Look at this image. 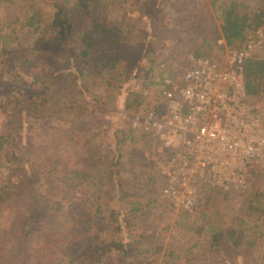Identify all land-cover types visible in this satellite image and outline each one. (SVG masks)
<instances>
[{
	"label": "rangeland",
	"instance_id": "374dc122",
	"mask_svg": "<svg viewBox=\"0 0 264 264\" xmlns=\"http://www.w3.org/2000/svg\"><path fill=\"white\" fill-rule=\"evenodd\" d=\"M55 1L68 6L75 2L0 0V135L8 132L5 104H15L13 99L20 100L23 102V117L19 135L13 139L9 151L8 157L11 158L6 163L26 164L33 193L43 202L42 208L35 213L39 212L40 217L45 219L47 206L57 199L70 204L65 207L63 203V218L69 216L68 211L73 206H78L76 210L80 213L83 207L93 203H96L94 207L98 204L102 206L101 217L97 218L94 230L104 242H99L94 259L85 264H167L165 251L169 244L174 246L178 255L174 261L177 264H264V174L261 165H256L249 172V186L245 192L227 193L209 186L201 187L197 212L186 214L174 210L160 197L163 179L157 177V180L156 176L159 162L165 159L162 145L138 135L132 138L126 133L129 121L127 111L155 105L153 96H148L139 106L132 102L140 93L153 91L149 86L152 67L157 71L160 62L165 60L170 65L169 69L174 71L179 69V65L187 63L189 55L196 54L195 49L213 51L211 47L206 50L203 46L207 41L213 44L216 30H219L217 12L211 1L91 0L92 9L101 12L107 28L121 25L124 21L121 33L125 42L136 44L146 32L145 46L150 51L147 53L145 50L137 63L123 59L121 65L124 70L110 71L89 66L90 72L81 76L80 92H67L62 100L53 98L52 93L61 90L62 95L64 86H70L68 78L78 73L76 64L72 62L66 66L58 54H43L34 47L35 38L49 19ZM245 1L253 3V0ZM156 9L163 11V18L172 27V30H163L165 32L160 39V28L154 34L151 27ZM196 16L201 21L196 24L199 27L189 29L194 24L190 18ZM197 32L200 37L195 42L187 40V36ZM218 52L214 51L212 55ZM36 63H45L51 74V87L47 90L38 87L34 75L30 74L31 66ZM128 100L132 107H128ZM255 104L264 116V91ZM74 120L82 133L94 135L89 149L94 148L98 152L96 156H100L96 166L85 169H94L90 178L80 180L75 186L64 179L61 171L55 169L49 160L39 158L38 163L32 159L26 161L29 155L40 154L44 150L53 151L45 143L56 144L55 141L61 137L57 134L74 126ZM123 132L126 133V140L119 142L124 137ZM118 157L122 161L120 167L115 164ZM110 170L118 173L114 180L108 182L106 177ZM8 173V168L0 161V187L10 186ZM96 175L97 178L92 177ZM16 180L17 177H13V181ZM17 202L15 197L0 216V263L7 261L15 264L18 261L22 233L16 219ZM111 210L116 211L122 223L121 234H114L115 231L110 228L116 224ZM128 219L132 221L128 222ZM179 220L181 224L177 223ZM101 221L105 225H101ZM101 226H108L110 231L104 229L106 231L100 233L98 229ZM212 228H234L237 237L232 236L229 242L216 243L213 247L210 237ZM152 232L159 240L148 239ZM156 244L162 245V250L150 247ZM146 249L149 251L146 252ZM67 252L63 244L61 256L53 252L47 256L52 255L51 259H35L31 264H69ZM129 254L131 258H128Z\"/></svg>",
	"mask_w": 264,
	"mask_h": 264
},
{
	"label": "trees",
	"instance_id": "16d2710c",
	"mask_svg": "<svg viewBox=\"0 0 264 264\" xmlns=\"http://www.w3.org/2000/svg\"><path fill=\"white\" fill-rule=\"evenodd\" d=\"M210 1L214 10L217 12L219 30H216L217 32L213 38V44L207 41L203 46L206 47V50L211 47L213 51L200 52L198 49H195V53L197 55L212 56L216 60H220L224 57L225 46L219 44L218 40L224 38L226 46L230 48L241 47L249 35L264 22V0H253V3H249L245 0ZM91 2V0H75L72 6H68L61 1L53 2L49 19H47L40 34L35 38L34 47L40 53L45 54L49 52L51 54H58L61 59H64L63 63L66 66H69L72 62L77 66V75L74 76L72 74V77L68 78L71 87L68 86V84L67 86L65 85L62 95L61 90L52 93V97L57 100L64 97V94L66 96L67 92H80V82L83 81L81 76L87 75L90 72L88 70L89 66L95 67V69L100 67L110 71H119V69L124 68L121 65L123 59L133 60L137 63L145 50L147 53L150 51V48L145 46L146 32L142 33L136 44L125 42L121 33L125 25L124 21L121 25L107 28L103 22L104 17L101 15V12L95 9L93 10ZM163 15V11L160 9H156L154 15H152V17H154L151 23L152 32L157 34L158 28H160L159 39L165 31L172 28H170V22H167L165 20L166 18H163ZM190 20L191 23L194 24L191 25L189 29H196L199 27H196V24L201 22L199 16L190 18ZM207 21L210 20L207 19ZM181 24L183 25V23ZM163 30L165 31L163 32ZM199 34L200 33L197 32L196 34L189 35L187 36V40L192 42L194 40L196 41V38L198 36L200 37ZM154 38H156V35ZM199 39L200 38H198V40ZM72 43H76V45L71 46ZM214 51L219 52L212 55ZM151 63H153V61ZM172 65L175 64L172 63ZM185 65H179V69L174 71L169 69V63L167 64V70H163L159 66V69L156 71V69L154 70L152 67L153 74L149 86L153 88V91L147 94L140 93L138 98L136 97L137 99L135 98L132 102H135L139 106L144 99H148V96H153V103L155 106L161 103L163 104L164 100L160 96V83L157 78L159 76H165L166 74H180ZM68 73L69 72L66 74ZM30 74L34 75L35 83L38 87H41L43 90H47L51 87L52 81L50 82L49 78L52 80V77L45 63H36L32 65ZM69 75L70 74H68V76ZM244 76L248 89L249 101L256 106L255 103L257 102V98H259L264 91V49L258 53L256 58L250 59L247 62ZM13 100L15 104H5L7 107L5 108V113L8 118V132L0 135V161L1 165L7 167L9 170L7 179L8 185H10H5V187L8 186L7 188H4V185L0 187V216L3 210L12 203L15 197H17L18 202L15 205L16 219L21 228L22 238L19 242L18 261H15V264H25L27 262L31 264L35 259H51L52 255L49 257L47 256L53 252L61 256L63 253V244L68 250V254L66 255L69 257V264H85L93 258L94 253L99 249V242H104L101 235L94 230L97 218L99 216L101 217L100 213L102 211V206L98 204L97 207H94L96 203H93L92 206L94 210L92 206H87L86 208H82L83 210L81 213L76 210L78 206H73L71 211H68L69 216L63 218L64 204L65 207L70 204L57 199L53 204L47 206V217L45 219L40 217L39 212L35 213V210L42 208L43 202L33 193L30 181L31 178L26 164H14L12 162V164L8 165L6 163V160L11 158L8 157V155L14 143L13 139L19 135V128L21 126L24 111L22 107L23 102L20 100ZM129 102L130 100L127 102L128 107H132V103ZM256 108L258 109L257 106ZM73 124L74 126L68 127L57 134V136L61 135V137L55 141L56 144L44 142L48 147L54 149L53 151L44 150L41 151L40 154L29 155L26 161L32 159L35 163H38L39 158L49 160L55 169L59 172L61 171L63 178L67 179V181H70L71 184L75 186L80 180L82 181L90 178L89 176L94 169L90 171L85 169L96 166V163L100 161V156H96L98 152L94 151V148L89 149L91 139H93L94 135L87 136V134L82 133L75 120ZM126 133L132 138H137L136 135H138L144 138V140H154L156 143L160 144L159 140L152 134L134 130L130 125V121H128V130H126ZM126 133L123 132L124 137L120 138L119 142H125ZM64 147L65 149H63ZM119 159L118 157L115 164H118L120 167L122 161ZM117 173L116 170H110L108 177H106V181L110 182L111 179L114 180ZM97 175L92 177L97 178ZM13 177H17V180L13 181ZM157 177L158 179L161 178L159 173H157L156 179ZM97 200L99 201L98 198ZM154 200L155 197H153L152 201ZM67 209H69V207H67ZM111 212L112 217L116 220V224L111 225L110 228L115 231L114 234H121L122 223L120 224L116 211L111 210ZM130 221L132 220L128 219V222ZM180 221L181 220L177 223L181 224ZM100 224L105 225L102 224V221ZM104 229L110 231L108 226H101L98 231L102 233L106 231ZM149 235L148 239L152 238L153 241L159 240V238L155 236V232ZM232 236L234 238L237 237V232L234 228H228L226 230L223 228H212L210 237L213 240V244L211 246L216 247V243H221L223 241L227 243L232 239ZM51 247H54V250H51ZM150 247L160 251L162 245L156 244ZM173 248L174 246L171 244L166 247L165 256H168L167 264H169V262L170 264H177L174 261H176L175 259L178 255L175 252V248ZM148 251L149 250L146 249V252ZM37 255H39L38 258ZM128 258H131L130 254ZM62 262L63 261H60V263ZM0 264L10 263L3 261Z\"/></svg>",
	"mask_w": 264,
	"mask_h": 264
},
{
	"label": "built area",
	"instance_id": "2783aa9c",
	"mask_svg": "<svg viewBox=\"0 0 264 264\" xmlns=\"http://www.w3.org/2000/svg\"><path fill=\"white\" fill-rule=\"evenodd\" d=\"M223 59L191 54L180 74L159 76L163 104L126 112L131 127L155 136L165 152L157 171L160 197L176 211L195 214L201 187L245 192L249 172L264 174V116L249 101L246 64L264 49V22ZM167 70V61L160 62ZM264 191V183H263Z\"/></svg>",
	"mask_w": 264,
	"mask_h": 264
}]
</instances>
